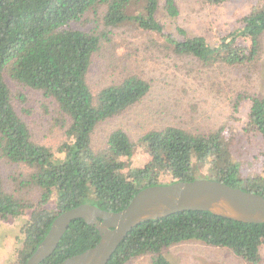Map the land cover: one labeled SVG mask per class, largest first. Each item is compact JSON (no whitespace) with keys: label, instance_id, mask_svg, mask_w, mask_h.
<instances>
[{"label":"trees","instance_id":"obj_1","mask_svg":"<svg viewBox=\"0 0 264 264\" xmlns=\"http://www.w3.org/2000/svg\"><path fill=\"white\" fill-rule=\"evenodd\" d=\"M207 1L214 6L230 0ZM161 13L172 23L180 17L175 0H0V157L28 172L15 193L6 190L0 171V223L32 212L14 264L27 263L61 213L86 203L119 212L141 190L198 179L200 169L210 172V180L264 196V164L259 174L239 178L242 167L222 142L227 121L206 132L176 126L149 130L140 137L148 163L134 173H126L122 160L134 151L122 129L108 134L103 150H94L97 127L137 107L151 90L138 75L112 81L96 92L89 83L96 56L116 42L122 28L137 30L148 44L182 62L191 59L208 69H233L247 80L262 70L264 0L238 19L239 26L226 28L216 45L180 25L168 30ZM246 100L251 102L249 128L264 139V99L255 93L237 92L229 119ZM39 110L49 117L53 111L50 132L62 130L68 142L55 149L36 140L29 119ZM54 191L57 203L47 208ZM35 192L39 199L32 202L28 197ZM99 240L94 227L74 221L41 264H61ZM187 243L227 250L246 264H262L264 224L206 211L177 213L134 227L108 264L140 259L172 264L166 250Z\"/></svg>","mask_w":264,"mask_h":264},{"label":"rangeland","instance_id":"obj_2","mask_svg":"<svg viewBox=\"0 0 264 264\" xmlns=\"http://www.w3.org/2000/svg\"><path fill=\"white\" fill-rule=\"evenodd\" d=\"M165 1L161 0V3ZM175 1L180 11L177 22L172 23L166 14L161 13L168 30L173 31L180 25L189 34L202 36L210 44L216 45L224 36L225 29L239 26L238 19L249 14L261 0H230L214 6L207 0ZM118 32L116 42L109 43L95 58L89 76L92 89L96 92L112 81L138 75L150 83L151 90L137 107L97 127L93 135L94 150H103L108 134L122 129L134 144L133 154L122 160L126 173H134L148 163L147 148L141 143L140 137L149 130L176 126L206 132L219 128L227 121L228 128L222 142L242 167L239 178L247 180L259 174V167L264 164V139L253 128H249L251 102L243 101L234 118L229 117L233 115L231 99L237 92L248 90L264 99V63L262 70L247 80L244 74L240 75L233 69H208L191 59L182 62L169 52L148 44V39L138 35L137 30L125 27ZM38 112L29 119L37 141L55 149L69 141L62 130L50 132L52 110L48 112L50 117L47 113L42 114L45 113L42 110ZM0 171L6 190L18 193L26 179L27 170L0 157ZM196 177L210 179L211 174L200 169ZM58 197L54 191L47 208L54 207ZM28 198L36 202L39 195L35 192ZM31 213L26 210L0 223V264L16 262L23 246L22 229L30 220ZM166 255L172 264H246L227 250L201 243L175 246L166 250ZM261 257L264 264V246ZM132 264L149 263L140 259Z\"/></svg>","mask_w":264,"mask_h":264},{"label":"water","instance_id":"obj_3","mask_svg":"<svg viewBox=\"0 0 264 264\" xmlns=\"http://www.w3.org/2000/svg\"><path fill=\"white\" fill-rule=\"evenodd\" d=\"M186 211H206L236 222L264 224V196L210 179H195L147 187L119 212L81 204L55 218L26 264H41L48 259L77 220L94 227L100 240L94 247L61 264H108L134 227Z\"/></svg>","mask_w":264,"mask_h":264}]
</instances>
